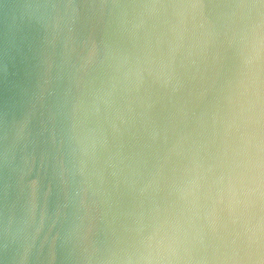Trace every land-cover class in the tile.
I'll use <instances>...</instances> for the list:
<instances>
[{
  "label": "clouds",
  "instance_id": "clouds-1",
  "mask_svg": "<svg viewBox=\"0 0 264 264\" xmlns=\"http://www.w3.org/2000/svg\"><path fill=\"white\" fill-rule=\"evenodd\" d=\"M62 7L50 23L66 33V48L78 43L85 53L65 102L68 148L79 159L72 168L61 161L57 172L65 191L70 177H84L77 223L64 240L70 258L264 264V0ZM33 164L21 175L16 221L30 246L67 218L47 203L40 209V181L27 179ZM94 229L103 240L93 239Z\"/></svg>",
  "mask_w": 264,
  "mask_h": 264
},
{
  "label": "water",
  "instance_id": "water-1",
  "mask_svg": "<svg viewBox=\"0 0 264 264\" xmlns=\"http://www.w3.org/2000/svg\"><path fill=\"white\" fill-rule=\"evenodd\" d=\"M66 2L0 0V154L8 158L0 160V264H76L69 256L71 245L64 240L77 223V189L84 177L75 176L74 183L70 177L65 191L57 172L61 161L72 168L79 159L68 148L72 118L65 102L69 88L75 92L70 71L85 53L78 43L69 42L66 48V33L57 32L50 23ZM54 4L61 7L53 8ZM80 29L78 25V33ZM30 164L33 170L27 179L40 181V209L47 203L50 214L58 208L67 213L50 233L46 227L31 246L16 231L25 202L21 175ZM57 233L52 259V237ZM92 236L103 240L96 229Z\"/></svg>",
  "mask_w": 264,
  "mask_h": 264
}]
</instances>
